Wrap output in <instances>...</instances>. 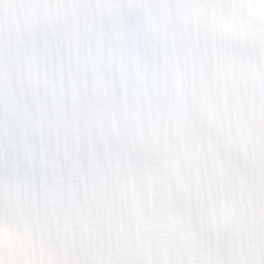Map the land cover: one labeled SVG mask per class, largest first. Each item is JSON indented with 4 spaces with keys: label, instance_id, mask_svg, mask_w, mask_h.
<instances>
[{
    "label": "snow or ice",
    "instance_id": "obj_1",
    "mask_svg": "<svg viewBox=\"0 0 264 264\" xmlns=\"http://www.w3.org/2000/svg\"><path fill=\"white\" fill-rule=\"evenodd\" d=\"M0 264H264V0H0Z\"/></svg>",
    "mask_w": 264,
    "mask_h": 264
}]
</instances>
